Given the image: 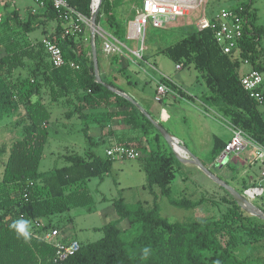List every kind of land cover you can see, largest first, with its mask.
Wrapping results in <instances>:
<instances>
[{
	"label": "trees",
	"instance_id": "16d2710c",
	"mask_svg": "<svg viewBox=\"0 0 264 264\" xmlns=\"http://www.w3.org/2000/svg\"><path fill=\"white\" fill-rule=\"evenodd\" d=\"M134 1L138 7L141 5L142 0ZM67 3L81 16L90 17L91 0H67ZM116 5L103 0L96 24L122 42L135 9L128 22H120L112 12ZM231 10L242 17L243 36L230 54L222 53L210 30L196 28L182 33L174 43L157 48L156 53L166 55L174 65L182 68L192 63L205 82L207 98L222 108V116L264 147V117L257 102L241 87L240 79L246 72H239L241 64L246 62L251 70L264 77L261 53L264 27L257 24L253 0ZM62 19L61 12L45 1L39 12L29 10L25 20L17 10L5 13L1 25L0 117L22 110L28 123L22 128L21 138L9 145L8 157L0 173V264H264V245L261 244L264 226L245 213L230 196L219 218L173 224L160 216L155 198L151 208L116 200L113 205L119 220H127L130 226L137 225L138 234L124 241L117 222L109 223L97 229L103 233L101 239L81 244L66 259L58 260L56 249L40 238L43 232L55 227L37 228L35 223L72 208H89L93 200L87 188L88 181L106 176L113 159L102 158L88 150L84 155L66 156L67 164L61 168L39 172L48 136L49 107L55 105L63 109L62 117L67 121L74 117L84 121L86 135L88 112L101 107L111 109L92 120L101 130L109 121L119 119L128 131L139 132L141 138L121 136L117 145L131 149V145H135L147 154L142 167L150 192L157 186L161 195L170 196L176 163L172 152L148 150L143 144L142 138L150 131L154 132L155 141L162 138L130 102L94 81L92 60L87 57L85 44L79 38L63 35ZM48 22H55L56 28L44 39L61 49L65 61L61 67L51 65L42 40L30 43L27 39L29 33ZM112 59L116 60L117 55H112ZM70 63L78 69L70 67ZM22 71L26 75L18 78L16 75ZM159 80L183 95L169 80L161 77ZM126 82L130 83L128 79ZM107 83L116 87L110 81ZM225 145L215 141L213 159L220 155ZM261 200L264 204L263 197ZM203 201L170 202L179 208H195ZM262 209L264 211V205ZM20 219L29 221L31 235L27 240L10 227ZM241 246H250L256 256L249 260L237 258L234 253ZM144 247L151 249L147 258L142 254Z\"/></svg>",
	"mask_w": 264,
	"mask_h": 264
},
{
	"label": "rangeland",
	"instance_id": "374dc122",
	"mask_svg": "<svg viewBox=\"0 0 264 264\" xmlns=\"http://www.w3.org/2000/svg\"><path fill=\"white\" fill-rule=\"evenodd\" d=\"M108 1L117 3V5L112 8V12L120 22H128L132 17L133 10L138 7V4H136L134 0ZM247 1L248 0H201L198 7L190 10L184 17L165 24L163 29H155L148 26L145 30L144 42L142 45V60L134 58L127 50L123 51V54L117 55L116 60L112 59V55H106L102 51L104 41L97 35V33L104 35L105 31L96 24L95 49L98 66L100 63V72H103L101 62L104 61L108 67L103 75L106 82L110 81L113 84L117 83L127 95L132 94V91H136L142 99H145V102L154 104H158V102L156 103L154 100V92L156 96V81H159L160 76H166L174 85L180 87L185 92L184 97L174 98L172 94H167L161 97L162 101L160 104L169 107V109L166 110L169 119L167 124L163 125L164 128L172 132L175 136H186L187 139H184L186 147L190 146L188 138L192 141L194 138L196 142L198 140L197 136H201L200 139L203 138L197 126V122H195L197 119H194V116L188 113L191 112L195 114V112H197L190 108V104L203 112L197 113V116L203 119L207 125H211L210 127L216 129L219 134L227 135L228 130L226 128L229 129L230 126L227 120L228 118L226 119L222 116V108H220V106L214 105L207 98L208 90L205 86V82L200 73L194 70L193 64L190 63L181 70H176L174 63L171 62L166 55L160 52L156 53V50L157 48L174 43L180 38L182 33L195 28L196 21L202 16L211 17L221 9L236 8ZM253 8L256 9L257 24L264 27V0H253ZM12 10H17L20 17L25 20L29 10L36 13L39 12L40 8L36 5L34 0H0V32H2L1 25H3L5 13ZM62 20L61 26L63 28V35L79 38L82 43L85 44L87 57L91 59L90 27L83 25L82 32L77 33L71 28L70 20ZM55 28V22H48L45 25H41L28 34V42L36 43L43 40L46 36L50 35V33L54 32ZM121 43L133 51L140 48L137 41L128 40L126 36ZM261 49L262 59H264V39L261 41ZM2 53L3 52L0 51V54ZM108 63H110V67ZM249 70H251L250 67L242 63L239 72L243 74ZM25 75L26 73L22 71L16 76L22 78ZM125 78L128 79L130 83L126 82ZM117 80H122V82L118 83ZM262 90H264L263 87ZM186 99H189L190 104L185 102ZM199 100L202 101L204 105L200 104ZM107 110L108 109L103 107L98 108L95 110V113L90 115V119L93 120L95 116ZM49 111L51 112V116L47 125L48 136L38 167L39 172L42 173L65 166L67 164L64 160L66 156L84 155L88 150H91L94 154L102 158H106L105 150L110 143L106 138L108 139L109 136H112L110 137L113 140V145L110 144L112 147L117 145V140L121 136L132 135L141 138L139 132H128L115 127L117 124L115 120L109 121L103 130L97 127L92 120L87 121L88 132L86 135L83 131L85 126L84 121H78L77 117L73 118V120H65L62 117V113L64 112L63 109L55 105L49 107ZM259 111L264 117L263 106H259ZM27 123L22 110L3 114L0 117V173L8 157L9 145L21 138L22 128ZM109 132L111 134L107 135ZM142 139H144L143 144L148 147V150L152 149L161 153L171 152L163 139L161 142L155 141V134L153 131L150 132L146 138ZM251 143L253 145L248 144L246 149L238 155V158H235L233 155L229 156L232 157V161L224 165V168L227 169L225 176H222L220 172L221 168H215L210 171L213 172L212 174H217L219 178L227 180H234L238 177L239 188L237 191L242 194L247 189L254 187L253 184L255 183H246L243 182V180L248 181L250 176L255 178L258 174H260V180L262 179L261 172L263 163L261 159H259L260 164L250 166L252 171L247 172L245 175H241L244 168L239 164L238 159L243 160L245 158H253L254 156L257 157L258 150L264 153V147L258 145L254 141ZM205 144V149L207 150V142H205ZM131 147L138 153L137 158L119 159L114 157L112 167L106 176L101 180L98 178H91L88 181L87 188L93 200L89 208L77 207L62 214L44 217L40 219L41 224L55 227V229L59 231L60 239L63 243L67 244L71 241H76L81 245L101 239L103 233L97 229L114 222H117V227L121 232V238L124 241H130L138 234L139 229L137 225L130 226L127 220H119L113 205V203L119 199L127 205L140 203L146 208H151L155 198L160 216L171 224L190 223L200 219H216L225 212L227 208L226 200L229 199L230 195L213 183L200 170L196 171L193 166L189 164L185 166L177 160L174 164V178L170 183V196L165 197L161 195L157 186H153L152 192H150L147 188L146 174L142 167L144 158L147 154L135 145H131ZM201 154L203 155L206 153L204 151ZM213 161L216 163V159H213ZM262 196L264 198V188ZM262 196L256 197L252 201V204L264 213L261 209L264 205L261 200ZM183 199L192 201L204 199V201L195 208H179L170 202L172 200L180 201ZM248 215L251 216L250 214ZM251 217L264 226L263 221L253 216ZM261 244L264 245V242ZM234 255L244 260H249L256 256V254L251 251L250 246H241Z\"/></svg>",
	"mask_w": 264,
	"mask_h": 264
},
{
	"label": "built area",
	"instance_id": "2783aa9c",
	"mask_svg": "<svg viewBox=\"0 0 264 264\" xmlns=\"http://www.w3.org/2000/svg\"><path fill=\"white\" fill-rule=\"evenodd\" d=\"M34 1L39 8L43 7L45 1L50 2L54 9L61 12L63 19L70 20L71 28L74 32L81 33L83 25L90 27L89 18H85L78 14L68 5L67 0ZM200 3L201 0H142L141 5L135 9L133 19L130 20L126 26V38L128 40L137 41L140 48L134 51L130 50L114 36L104 32V35L97 33V35L104 41L102 51L106 55H119L127 50L134 58L142 60V45L144 42L145 30L148 26L155 29H163L165 24L184 17L190 10L198 7ZM242 21V17L231 9H221L211 17L202 16L199 18L195 23V28L198 31L210 30L216 45L220 47L222 53L230 54L237 48V45L243 36ZM42 44L53 67H61L65 64L61 49L56 44L48 39H43ZM69 65L70 67L78 69V66L73 63H70ZM175 69L181 70L182 66L175 65ZM160 77L169 80L166 76L162 75ZM263 81L264 77L260 72L249 70L241 77L240 84L249 98L256 101L259 106L264 107V97L261 91ZM156 85V101H160V98L166 94L175 93L176 97L180 96L160 80L156 81ZM176 88L179 90L181 89L177 86ZM229 130L231 132V138L223 149V155H239L247 145L252 144L251 142L253 141L241 129L234 127L233 125L229 126ZM105 154L112 159L114 157L119 159H135L138 157V153L135 150L118 145L106 150ZM257 159H261V162L263 163L261 178L264 179V153L262 151L258 150ZM249 192H251L252 199L254 200L256 197L262 196L263 188L261 186L251 187L244 191L243 195L245 196V194H248ZM35 226L40 228L43 224L39 221L35 223ZM40 238L56 249L59 261L66 259L79 248V244L76 241H71L67 244L63 243L57 229L43 232Z\"/></svg>",
	"mask_w": 264,
	"mask_h": 264
},
{
	"label": "crops",
	"instance_id": "0c3cea01",
	"mask_svg": "<svg viewBox=\"0 0 264 264\" xmlns=\"http://www.w3.org/2000/svg\"><path fill=\"white\" fill-rule=\"evenodd\" d=\"M108 66L110 67V63H108ZM101 67H102V71H103L102 73L100 72L101 68H100V63H99L100 76L102 78H104L103 75L106 72V70H107L108 67L106 66V64H105L104 61L101 62ZM120 82H122V80L118 81V83H120ZM115 85H116V87L119 90L124 91L123 89H121V87L118 86L117 83ZM180 90L183 93V95L181 96L180 94H178L180 96L177 97V98H182V97L185 96V92L182 89H180ZM172 95L174 96V98H176V94L175 93H172ZM128 96H130L131 98H133L142 107V109H144L153 119H155L157 122H159L162 126L164 124H167V121H168L169 117L167 116L168 113H167L166 110H168L169 107L168 106H162L160 104L161 101H162V98H160V101H156L155 100V92H154V100H155L156 103L158 102V104L145 102V99H142L140 97V95L136 91H132V94H129ZM189 98H191V97H189ZM185 102L187 104H190L189 99H186ZM199 103L200 104H203L202 101H200V100H199ZM189 106H190V108H192L195 111H197V112H195V114H192L191 112H188V113L191 114L192 116H194V119H197V120H195V122H197V126L199 127V130L202 133L201 135H203V138L200 139L201 136L199 137V136L196 135L198 137L197 142L195 141L194 138H193V141L190 138H188L189 143H190V146L189 147H186L185 146V143H184V141H185L184 139H187L186 136H182V137L181 136H177V135L175 136V135L172 134V132H169L168 130L167 131L173 137L176 138V140H177V142L179 143L180 146L182 144L183 147L185 149H187V151L190 154H192L209 171H211L212 169H215V168H221L220 172H221L222 176H225L227 169L224 168V165H227L230 161H232L231 160L232 157H229L231 155L224 156L223 155V150H222L221 153H220V155L216 158V163H214V161H213V150H214V143H215V141L216 142L217 141H220V142H223V143H227L230 140V138H231V132H230V130L228 128H226L228 130L227 135H225V134H219L218 131H216V129H214L213 127H210L211 125H209V124L207 125L206 122L203 119H200L197 116L198 115L197 113H203L199 108L194 107V105H192V104H190ZM107 111H111V109H108ZM92 113H95V110H91V111L88 112V114H90V115ZM74 118H76V117H74ZM71 120H73V118ZM77 120L80 121L81 119L77 118ZM91 120L92 119H90V117H89V120L88 121H91ZM115 123H117L115 127H117L118 129H123L125 131H128L127 128L122 124V122L119 119H115ZM112 130H113V127H112ZM129 136H131V135H129ZM110 137H112V136H109L108 139L106 138V140L110 142L109 145L106 147V150H108V149H110L112 147V146H110V144L113 145V140ZM223 137H226V138H223ZM159 142H161V140ZM205 142H207V150L205 149V146H206ZM202 151L203 152L205 151L206 154H203L202 155L201 154V153H203ZM233 156L235 158H238V155H233ZM238 161H239V164L242 166V168H244V170L242 171L241 175H245L247 172L252 171V169L250 168V166H255V165L260 164V162H259V160L257 159L256 156H254L253 158L250 157V159L249 158L248 159L245 158L243 160L238 159ZM185 166H188V165H185ZM194 169L196 171H199V169H197L196 167H194ZM211 173H213V172H211ZM213 175H215L218 179H220L224 183L228 184L232 188H234L236 190L239 188V179H238V177H236L234 180H227V179H224V178H219V176L217 174H213ZM243 182H246V183L247 182L248 183L255 182L253 184L254 186H261L262 188H264L263 187L264 179H261L260 180V174L256 175L255 178H253L252 176H250L248 178V181L243 180ZM252 201H250V202L252 203ZM261 209H262V207H261Z\"/></svg>",
	"mask_w": 264,
	"mask_h": 264
},
{
	"label": "water",
	"instance_id": "95a60500",
	"mask_svg": "<svg viewBox=\"0 0 264 264\" xmlns=\"http://www.w3.org/2000/svg\"><path fill=\"white\" fill-rule=\"evenodd\" d=\"M103 0H98V3L94 6L93 0H91V15L89 17L90 21V33H91V60L93 65V73H94V81L96 83L102 84L107 90L113 92L114 94L126 99L130 102L137 111L147 120L150 124L154 127L156 132L160 135V137L165 141L167 146L170 148L171 152L173 153L175 159L180 162L179 155L175 152L174 143L176 142V138L173 137L159 122L153 119L142 107L130 96H128L123 91L109 85L106 82H103L99 72V66L97 61L96 49H95V33H96V18L99 13V9ZM94 6V7H93ZM183 147V145H181ZM184 148V147H183ZM185 149V148H184ZM187 151V149H185ZM188 152V151H187ZM188 158L192 163L198 165L199 170L204 173L213 183L218 185L221 189L226 191L237 203L238 206L241 207L246 213L250 214L251 216L261 220L264 222V213L256 208L251 202H249L246 197L239 193L236 189L232 188L231 186L227 185L220 179H218L215 175H213L204 165H202L192 154L188 152Z\"/></svg>",
	"mask_w": 264,
	"mask_h": 264
},
{
	"label": "clouds",
	"instance_id": "9594fccd",
	"mask_svg": "<svg viewBox=\"0 0 264 264\" xmlns=\"http://www.w3.org/2000/svg\"><path fill=\"white\" fill-rule=\"evenodd\" d=\"M10 227L12 229H15L17 234L20 237H23L25 240L29 239L30 235H31V231H30V227H29V221L24 220V219H20L18 221H15L12 225H10ZM150 247H144L142 249V254L145 258L148 257V255L150 254Z\"/></svg>",
	"mask_w": 264,
	"mask_h": 264
},
{
	"label": "bare ground",
	"instance_id": "6f19581e",
	"mask_svg": "<svg viewBox=\"0 0 264 264\" xmlns=\"http://www.w3.org/2000/svg\"><path fill=\"white\" fill-rule=\"evenodd\" d=\"M98 3V0H93V5L95 6ZM93 6V7H94ZM176 142L174 143V149L175 152L179 155V160L181 164H189L191 166L196 167L197 169H199L198 165L195 163H192L189 158H188V152L179 145V143L177 142V140H175ZM185 155V156H184ZM251 192H249L248 194H245L246 199L250 202L252 201V196H251Z\"/></svg>",
	"mask_w": 264,
	"mask_h": 264
}]
</instances>
